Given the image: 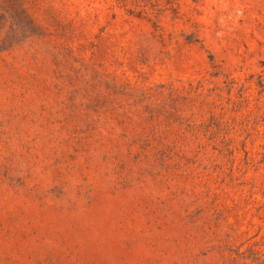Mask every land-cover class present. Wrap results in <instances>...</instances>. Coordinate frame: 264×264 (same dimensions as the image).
<instances>
[{
  "label": "rangeland",
  "instance_id": "1",
  "mask_svg": "<svg viewBox=\"0 0 264 264\" xmlns=\"http://www.w3.org/2000/svg\"><path fill=\"white\" fill-rule=\"evenodd\" d=\"M0 264H264V0H0Z\"/></svg>",
  "mask_w": 264,
  "mask_h": 264
}]
</instances>
